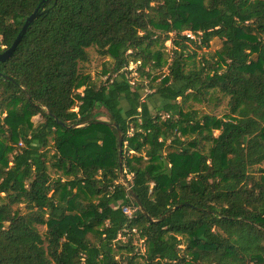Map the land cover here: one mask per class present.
<instances>
[{"label": "trees", "instance_id": "trees-1", "mask_svg": "<svg viewBox=\"0 0 264 264\" xmlns=\"http://www.w3.org/2000/svg\"><path fill=\"white\" fill-rule=\"evenodd\" d=\"M36 9L0 62V264H264V0H0V52Z\"/></svg>", "mask_w": 264, "mask_h": 264}, {"label": "rangeland", "instance_id": "rangeland-1", "mask_svg": "<svg viewBox=\"0 0 264 264\" xmlns=\"http://www.w3.org/2000/svg\"><path fill=\"white\" fill-rule=\"evenodd\" d=\"M189 46L190 48H189L188 54H190L189 58H191L189 59V62L192 63V60H194L197 65H200V64H205L206 62L205 60H210V61L215 60V57L213 56L215 55L216 52H218L219 49H221L222 40L214 37L212 41L210 42L209 47L197 48L192 44H190ZM172 48H173V44L171 40H168L165 43V48H164V51H165L164 57L167 58L168 62L171 61ZM88 52H89L90 59L87 62L80 63L79 65L80 72L84 74H88L92 80L100 84L103 81H105L107 77L109 76V73H105L104 71L107 69L109 72V69H111L113 66V61H111L109 57L101 55L96 49V47L88 48ZM137 65H138L137 63L130 64L129 68L132 70V73L130 74V78H131V82L133 85H135L138 82H143V84L146 86V88L144 89V97H145L148 93L151 92V90L149 89L150 80L147 79L145 76H141L140 72L137 71ZM162 72H165V73L167 72L166 66L163 68L162 71L157 72V74L160 75ZM159 81H160V78H157L156 82H159ZM156 98L157 97H155L154 99H150V102L159 103L160 102L159 99H156ZM155 99L157 100L156 102L154 101ZM181 100L182 99L179 98V101ZM227 103H228V99L219 100V97L217 98L216 96H208L207 99H203L202 101L190 99L187 102V104H185L184 108L186 111H189L192 109L197 110L199 111L200 115L208 114V115L215 116V117H225L226 113L228 112ZM125 106H127L126 103H124V107ZM74 109H77V107H75ZM99 119L109 121V119L105 116H100ZM32 121L35 124H37L39 122H42L43 118L40 115H37L32 118ZM218 133H219L218 131H215V134H218ZM190 138H192V135H190ZM50 150L52 153L53 149L51 148ZM50 173H51L52 178H56L60 174H62L61 171H58L56 168H53V167L50 169ZM129 178L131 179L132 175H129ZM122 181L126 184V182L124 181V178H122ZM20 207L23 210H25L23 205H21ZM64 208L65 207L63 204H59L60 210H64ZM129 212L132 213V211H129ZM39 228L42 233L46 231L45 226H39ZM137 244L140 246L142 242L139 241L137 242Z\"/></svg>", "mask_w": 264, "mask_h": 264}, {"label": "water", "instance_id": "water-1", "mask_svg": "<svg viewBox=\"0 0 264 264\" xmlns=\"http://www.w3.org/2000/svg\"><path fill=\"white\" fill-rule=\"evenodd\" d=\"M38 14V9H36L25 21L22 30L20 31V33L18 34V36L16 37V39L14 40L13 44L6 48L4 51L0 52V62H3L5 60H7L8 58H10L13 53L15 52L18 44L20 43V41L22 40L24 33L26 32L28 26L33 22V20L36 18ZM115 126L118 129V139H119V161H120V172L123 173V167H122V156H123V134H122V129L119 127L118 124H115ZM139 206L141 207V209L146 213L144 206L142 204V202L140 201V199L138 198V196L136 194H134Z\"/></svg>", "mask_w": 264, "mask_h": 264}, {"label": "built area", "instance_id": "built-area-1", "mask_svg": "<svg viewBox=\"0 0 264 264\" xmlns=\"http://www.w3.org/2000/svg\"><path fill=\"white\" fill-rule=\"evenodd\" d=\"M185 34L190 38H195V35L191 31H186ZM129 211V210H128Z\"/></svg>", "mask_w": 264, "mask_h": 264}]
</instances>
